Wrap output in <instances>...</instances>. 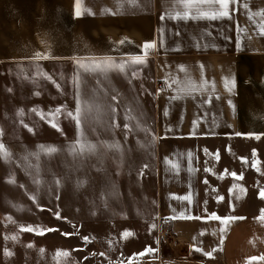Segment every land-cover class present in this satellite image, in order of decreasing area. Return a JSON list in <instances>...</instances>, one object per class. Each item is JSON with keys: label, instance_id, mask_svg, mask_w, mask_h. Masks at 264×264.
<instances>
[{"label": "crops", "instance_id": "crops-1", "mask_svg": "<svg viewBox=\"0 0 264 264\" xmlns=\"http://www.w3.org/2000/svg\"><path fill=\"white\" fill-rule=\"evenodd\" d=\"M175 7L79 0L78 16L77 0H0V223L40 221L44 205L55 226L79 201L78 264H264V0H238L230 19H174ZM104 58L124 70L92 67ZM78 99L96 148L73 154ZM56 252L49 264L67 257Z\"/></svg>", "mask_w": 264, "mask_h": 264}, {"label": "rangeland", "instance_id": "rangeland-1", "mask_svg": "<svg viewBox=\"0 0 264 264\" xmlns=\"http://www.w3.org/2000/svg\"><path fill=\"white\" fill-rule=\"evenodd\" d=\"M90 164V163H89ZM148 165V164H147ZM140 172L141 179L144 180L147 176L144 170L137 171ZM89 181L91 179L89 178ZM90 185V184H89ZM94 186V182L92 183ZM94 192L89 195L88 201V252L92 251V246H94V241H91V237L95 236V200ZM47 198V195H43ZM44 200V201H45ZM66 210L57 209L55 211V216L59 215L60 220L66 218L67 221H55V226H53V221H47L49 210L47 206H41L40 210L42 213V218L40 221H29L27 223H21L16 221H1L0 223V264H49V250L51 247L56 245V255L60 252L72 253L71 261L70 259L61 258L56 260V264H78V259L74 257H79V246H80V222L77 221L79 218V201L67 202ZM50 217L53 216V212L50 210ZM23 227H32L34 229H56V231L45 232L43 235L38 234L36 231L26 232L22 231ZM69 233L70 235H64ZM56 235V241L49 240V236ZM53 238V237H52ZM51 238V239H52ZM162 238V237H161ZM164 241H162L161 255L164 253V249L172 250L173 246H164ZM159 243V241H158ZM166 244L168 242H165ZM165 247V248H164ZM69 249V250H68ZM184 250V249H183ZM94 251V250H93ZM92 251V252H93ZM173 251V250H172ZM172 255H177L172 253ZM186 256V254L179 251V258ZM173 258H168L166 264H176ZM53 264V263H52ZM157 264H161L160 260Z\"/></svg>", "mask_w": 264, "mask_h": 264}, {"label": "snow or ice", "instance_id": "snow-or-ice-1", "mask_svg": "<svg viewBox=\"0 0 264 264\" xmlns=\"http://www.w3.org/2000/svg\"><path fill=\"white\" fill-rule=\"evenodd\" d=\"M130 2L134 3L135 0H130ZM175 7V10L173 12L169 13V16L171 18L174 19H209V20H217V19H223V18H231L230 15V6L232 4H237L238 0H173ZM247 7V6H246ZM78 16L81 14L79 11V0H77V13ZM254 15H259L262 18H264V10H260L257 13H254ZM163 18V17H162ZM258 28L260 30V33L262 35H264V23H261L258 25ZM145 49H150L153 48L154 45L152 44H145ZM37 57H40V54L37 53ZM146 61L144 58L140 57V56H136L132 58V63L134 64H144ZM78 64H80L79 61H77ZM81 67H86L83 64H80ZM93 68L100 70L101 72H107V70L109 69H113V68H118L120 71H123L125 68L124 63H120L117 64L115 61H112L110 58H104L103 60H99L93 63L92 65ZM74 83H79L78 81H74ZM179 85V82H177ZM229 84H231V87H229ZM214 83H213V87H214ZM235 86V81H231L229 82L227 80V78H225V87L229 90L232 91V89ZM198 87L197 85H193V88ZM181 91H183L184 89L181 88ZM113 99H115V97H113ZM93 106L89 105L87 107V113L91 114L93 112ZM35 111V109H34ZM98 111V109H97ZM113 112H115V109H112ZM61 112L60 108H57L55 110V113L53 115L59 114ZM67 115L72 118L75 121V124L77 126V128L80 130L81 133V139L77 141L76 145H73L71 148V151L73 152V154H76L77 152L83 153L84 151H95L96 146L90 143H85L83 141V127H82V122L85 118V108L82 105L81 101L78 99L77 100V106L75 109V112H68ZM41 118L43 119L44 116L43 114H41ZM51 123V126L53 128H57V130H60L57 126L56 123ZM31 131V129H30ZM0 135H2V132H0ZM109 148H119L118 144H114V145H108ZM43 151H46L48 154L54 153L55 151H57L54 147L53 148H47L44 149L43 146H41ZM0 155H3L5 158L8 157V152L5 150L3 144H0ZM259 170V169H257ZM233 175L235 176L236 174L233 173ZM238 179H242L243 177H237ZM243 191V189H242ZM260 197L262 199H264V190H261L260 192ZM34 199V198H33ZM57 219H60L59 215H57L56 217ZM214 219L217 220H221L222 223L227 224L230 220L233 219H240V218H236V217H228L225 219H221L218 216H214ZM261 220H264V213H262ZM153 227H155V225H153ZM22 231H26V232H33L36 231L38 234L43 235L45 232H51V231H56V229H52V228H48V229H34L32 227H23L21 228ZM64 235H70L69 233H65ZM132 234L130 232H125L124 233V237L127 238L129 236H131ZM85 241L87 242L88 238L85 237L84 238ZM148 252H151L152 249H148ZM197 251H199V249H197ZM58 255L60 256H67L68 253L66 252H60L58 253ZM101 255H103V253H101ZM141 255H143V253H141ZM206 255L211 256V253H206ZM255 259V258H253ZM261 260H264V257L260 258Z\"/></svg>", "mask_w": 264, "mask_h": 264}, {"label": "built area", "instance_id": "built-area-1", "mask_svg": "<svg viewBox=\"0 0 264 264\" xmlns=\"http://www.w3.org/2000/svg\"><path fill=\"white\" fill-rule=\"evenodd\" d=\"M161 237H162V239L166 238L167 237V233L166 232L161 233Z\"/></svg>", "mask_w": 264, "mask_h": 264}]
</instances>
